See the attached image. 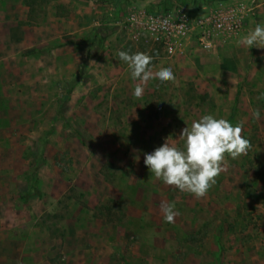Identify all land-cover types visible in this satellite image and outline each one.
<instances>
[{
    "label": "rangeland",
    "instance_id": "obj_1",
    "mask_svg": "<svg viewBox=\"0 0 264 264\" xmlns=\"http://www.w3.org/2000/svg\"><path fill=\"white\" fill-rule=\"evenodd\" d=\"M5 2L0 15L12 18L25 2L20 24L37 32L0 30L26 37L10 53L0 47V264H264V54L242 43L264 0ZM172 10L241 24L210 32L208 47L191 33L169 54L140 22ZM98 25L115 31L87 59L85 36ZM122 50L152 55L153 71L171 67L175 81L152 79L135 97ZM206 114L242 124L251 147L226 155L197 198L156 178L144 157L167 140L183 147L182 129ZM42 157L43 196H22ZM164 202L179 213L172 223Z\"/></svg>",
    "mask_w": 264,
    "mask_h": 264
},
{
    "label": "clouds",
    "instance_id": "obj_2",
    "mask_svg": "<svg viewBox=\"0 0 264 264\" xmlns=\"http://www.w3.org/2000/svg\"><path fill=\"white\" fill-rule=\"evenodd\" d=\"M242 43L249 50L252 47L264 48V23H258L243 37ZM118 56L127 63L131 78L139 81L133 93L137 98L143 96L145 85L152 79H158L160 83L174 82L176 79L171 67H162L154 72L153 57L148 53L122 50ZM253 117L260 119V111L255 110ZM242 131L243 125L240 123L233 125L224 118L203 115L193 121L191 127L182 129L179 138L183 140V147L167 140L151 153L145 154L144 164L164 184L192 193L197 198L204 197L225 170L226 155L236 159L247 154L250 149L251 143L242 135ZM161 209L165 221L169 223L174 222L179 214L174 203L164 202Z\"/></svg>",
    "mask_w": 264,
    "mask_h": 264
},
{
    "label": "built area",
    "instance_id": "obj_3",
    "mask_svg": "<svg viewBox=\"0 0 264 264\" xmlns=\"http://www.w3.org/2000/svg\"><path fill=\"white\" fill-rule=\"evenodd\" d=\"M228 20L227 26L230 29H239L241 23L234 14L227 17L210 14L192 18L191 13L179 10L149 13L140 23L166 52L173 54L181 49L183 41L188 39L191 33L199 34L198 40L204 47L210 46V32L222 28Z\"/></svg>",
    "mask_w": 264,
    "mask_h": 264
},
{
    "label": "crops",
    "instance_id": "obj_4",
    "mask_svg": "<svg viewBox=\"0 0 264 264\" xmlns=\"http://www.w3.org/2000/svg\"><path fill=\"white\" fill-rule=\"evenodd\" d=\"M8 5L10 7V0H6L5 2V6ZM4 7V6H3ZM3 7H1L0 9H3ZM10 10V9H9ZM9 12V11H8ZM14 18H12L11 13L9 12L8 14L6 12L3 13V15H0V30L4 29L6 27V25H10L11 26V22L15 23L14 25H12V27L20 34H27L30 33L31 36H34L36 34V30L37 27L35 26H30V29H28V25H24V24H20L21 21L23 20H27L28 17V5L25 4V2H23V6L20 7L19 11L13 15ZM260 23H264V16L263 19L260 21ZM10 29V27H9ZM12 29V28H11ZM0 47L3 48V52H8L10 53L11 51V47L12 45H17V47L24 45V43L26 42V37H20V38H13L12 37V32H2V34L0 35ZM36 44V43H35ZM31 45L33 46V42H31ZM263 54H264V48H263ZM6 57H2L0 56V65L5 59ZM264 62V59H263Z\"/></svg>",
    "mask_w": 264,
    "mask_h": 264
},
{
    "label": "trees",
    "instance_id": "obj_5",
    "mask_svg": "<svg viewBox=\"0 0 264 264\" xmlns=\"http://www.w3.org/2000/svg\"><path fill=\"white\" fill-rule=\"evenodd\" d=\"M104 30V32H103ZM115 31V27H102L101 25L96 26L92 32L88 33L85 36V41L88 42L89 47L87 48L86 57L93 58L97 55L99 47L102 44V41L109 36L112 32ZM95 44V48L90 47L91 44ZM45 159H38L37 161H32L27 171H25L26 179V189L22 196L31 197L36 196L41 198L43 193L38 185L37 173L39 168L44 164Z\"/></svg>",
    "mask_w": 264,
    "mask_h": 264
}]
</instances>
